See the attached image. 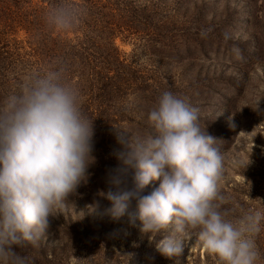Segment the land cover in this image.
Wrapping results in <instances>:
<instances>
[{
  "label": "rangeland",
  "instance_id": "374dc122",
  "mask_svg": "<svg viewBox=\"0 0 264 264\" xmlns=\"http://www.w3.org/2000/svg\"><path fill=\"white\" fill-rule=\"evenodd\" d=\"M106 1L121 19L113 29L95 23L103 30L94 31V24L63 34L67 42L56 47L61 57L50 60L70 71L81 111L94 121L95 160L76 192L53 211L39 242L16 252L26 264H219L192 230L181 255H162L155 244L168 233L142 232V222L132 220L138 213L134 200L123 217L113 219L102 192L116 190L109 174L126 167L117 158L124 147L114 126L150 134L148 113L170 91L198 110L199 126L218 140L222 209L235 208L236 215L264 209V0ZM90 15L81 14L77 25L94 23ZM18 38L27 41L28 34L20 31ZM21 60L8 65V79L18 80L7 84L0 76V105L34 73ZM158 186L153 181L143 194ZM262 239L264 225L256 241Z\"/></svg>",
  "mask_w": 264,
  "mask_h": 264
},
{
  "label": "clouds",
  "instance_id": "9594fccd",
  "mask_svg": "<svg viewBox=\"0 0 264 264\" xmlns=\"http://www.w3.org/2000/svg\"><path fill=\"white\" fill-rule=\"evenodd\" d=\"M80 16L75 3L58 0L44 22L52 31L67 32ZM148 121L153 131L146 136L114 126L124 147L117 158L126 167L109 174L116 190L102 192L111 205L107 213L119 219L136 201L132 220L142 222L141 231L152 237L168 233L155 244L166 257L183 253L192 230L219 264H258L264 209L239 215L235 208L222 209L224 157L218 140L199 126L198 110L165 91ZM94 135V121L81 111L79 89L63 64L30 74L19 94L0 105V264H26L16 248L35 246L53 211L85 181L95 160ZM153 181L159 186L144 195Z\"/></svg>",
  "mask_w": 264,
  "mask_h": 264
},
{
  "label": "trees",
  "instance_id": "16d2710c",
  "mask_svg": "<svg viewBox=\"0 0 264 264\" xmlns=\"http://www.w3.org/2000/svg\"><path fill=\"white\" fill-rule=\"evenodd\" d=\"M56 2L58 0H0V76L2 81L10 84L11 80L19 79V75L8 79V65L14 68L15 63L13 62L16 60L23 59L20 64L26 65L27 69L31 67L34 72L50 66L51 59L61 57L56 47L59 42H67L63 34L79 33L81 32L80 28L84 30V28L92 27L95 23H102L101 28L107 26L113 29L114 20H121L115 13L116 7H114L113 2L112 7V4L106 0H66L69 4L75 3L81 9V14L86 13L91 16L90 14L94 13L95 22L80 23L73 30L67 32L50 31L45 25L44 14ZM97 24L93 27L94 31H102L103 29L96 28ZM119 26L122 25L119 24ZM20 31L28 34L27 41L18 38ZM85 31L83 34L86 33ZM77 41L80 42V37ZM17 44L21 46L20 49ZM26 44L30 50L23 52ZM120 71L122 72L121 69ZM69 72L67 71V73ZM129 73L125 80L128 76H132V73ZM4 89L7 90L6 84H4ZM256 243L261 252V260L259 261L261 263L259 264H264V239L261 242L256 241ZM260 246H262V251Z\"/></svg>",
  "mask_w": 264,
  "mask_h": 264
}]
</instances>
